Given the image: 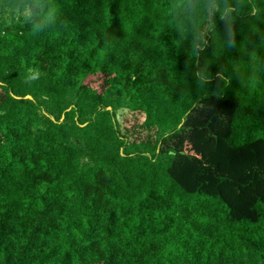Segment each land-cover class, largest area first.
<instances>
[{
	"label": "trees",
	"instance_id": "1",
	"mask_svg": "<svg viewBox=\"0 0 264 264\" xmlns=\"http://www.w3.org/2000/svg\"><path fill=\"white\" fill-rule=\"evenodd\" d=\"M0 264H264V0H0Z\"/></svg>",
	"mask_w": 264,
	"mask_h": 264
},
{
	"label": "rangeland",
	"instance_id": "2",
	"mask_svg": "<svg viewBox=\"0 0 264 264\" xmlns=\"http://www.w3.org/2000/svg\"><path fill=\"white\" fill-rule=\"evenodd\" d=\"M94 88L100 90L102 80L100 77H90L87 79ZM117 119L121 127V131L126 135L130 142L146 141L149 136H154V133H148L142 129L141 125L145 120L144 114L123 109L117 112Z\"/></svg>",
	"mask_w": 264,
	"mask_h": 264
},
{
	"label": "water",
	"instance_id": "3",
	"mask_svg": "<svg viewBox=\"0 0 264 264\" xmlns=\"http://www.w3.org/2000/svg\"><path fill=\"white\" fill-rule=\"evenodd\" d=\"M27 98H30V96H28ZM110 109V108H109Z\"/></svg>",
	"mask_w": 264,
	"mask_h": 264
}]
</instances>
